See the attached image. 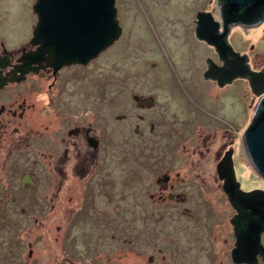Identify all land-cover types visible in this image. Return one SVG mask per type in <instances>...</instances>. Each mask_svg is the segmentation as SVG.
<instances>
[{
  "label": "rangeland",
  "instance_id": "rangeland-1",
  "mask_svg": "<svg viewBox=\"0 0 264 264\" xmlns=\"http://www.w3.org/2000/svg\"><path fill=\"white\" fill-rule=\"evenodd\" d=\"M209 1L117 0L118 16L125 28L121 44L89 65L83 83L73 82L70 86L71 91H85L88 113L93 111L90 108H97V121L104 124V152H113L117 160L112 177L118 186L114 189V201L119 199L118 207L114 211L111 207H106L105 212L111 213L115 219L118 218L119 224L114 223L115 227L111 231L105 226L100 233L104 240L111 234H118L114 243L119 244V247L113 257L104 254L102 264H235L232 258L218 254V249L223 245L222 240L229 234L227 224L234 212L222 194L216 190L202 193V190H199L202 188L199 177L190 179L187 184L182 183L186 200L181 202L160 200L157 188L160 175L168 170H172L174 175L178 170L185 172L193 156L196 157L198 151L195 150L206 151L211 146H206L200 141V134H203L204 139L207 132H210L208 135L213 138H221L223 131L236 141L233 145L237 150L235 164L238 179L245 188L264 190V179L253 167L244 142L243 135L251 124L257 107L247 96L242 83L232 86L229 92L236 98L237 104L235 110H232V107L229 111L231 127L224 126L219 130L216 122L212 125L208 123L206 130L196 126L195 129V122L191 123L192 114L190 117L180 113L181 109H177L178 105H184V100L187 99L189 111L193 112L190 108H194L199 117L210 119L216 116L213 118H219V121L223 118L217 112L201 106L200 102L204 104V94L199 88L204 89L206 84H198L200 87L196 93L187 87L186 80L182 81L185 78L183 72L194 77L198 70L203 69L202 58L209 53L208 47L190 33L195 26L196 9L209 8L214 12L220 11L215 0L212 3ZM35 2L36 0H0V38L10 49L25 45L28 40L30 27L37 19L33 10ZM197 20L199 21L198 15ZM232 42L236 50L250 53L254 60L264 58V27L249 28L247 31L238 29L232 36ZM126 47H129V50L126 51ZM190 48L195 49V54ZM160 49L164 51L165 56L173 59L177 69L174 65L171 67L169 61L166 64L158 57ZM162 74L169 75L167 82L165 79L161 82L163 79L159 77ZM142 75L148 76L146 85H149V92L159 95L160 101L168 102L167 128L159 125L153 135L150 124L133 122L131 117L138 114L146 115V118L154 116L156 122H165V118L157 114L162 112V109L157 112L154 109L143 111L133 108L135 102L132 83H140ZM238 92L239 100L232 94ZM180 98L183 99L181 104ZM231 106L235 104L232 102ZM117 112L121 117L126 116V119H123L125 121L114 123V115ZM177 112L178 117H175ZM138 124L144 133L141 136L135 133ZM215 126L216 129H213ZM211 148L210 161L212 154L218 149L216 140ZM209 179L212 183L213 177ZM213 187H216V180ZM133 215L135 248L130 247L124 240L130 236ZM93 226L84 225L88 228V234ZM28 227L32 229L33 226L28 223H13L0 227V264H24L23 260L28 259L27 240H24L29 237ZM81 227L83 226L78 229ZM38 229L42 230V226H38ZM37 236L39 235L36 233L29 240L38 241V263L51 264L54 258H51L53 252L49 256L46 231L40 234L39 239ZM56 236L58 237L57 234ZM62 237L56 245V254H60V246H64ZM103 245V249L106 246L110 248L107 241H104ZM61 257L62 253L59 259H62ZM229 259L231 263L227 262Z\"/></svg>",
  "mask_w": 264,
  "mask_h": 264
},
{
  "label": "flooded vegetation",
  "instance_id": "flooded-vegetation-1",
  "mask_svg": "<svg viewBox=\"0 0 264 264\" xmlns=\"http://www.w3.org/2000/svg\"><path fill=\"white\" fill-rule=\"evenodd\" d=\"M212 1L214 0L209 2L212 3ZM215 1L220 11L214 12L209 8L196 9L195 26L190 31L191 36L195 35L196 39L208 47L209 53L202 58L203 69L198 70L193 77L186 75L179 63L181 66L179 67L185 76L182 81H187V87L191 88V91L198 93L199 85L201 83L206 84L204 89L199 88V91L204 94L205 105L199 100L201 106L207 107L223 117L220 118V121L219 118L217 120L213 118L216 117L213 115L210 119L203 116L199 117L194 108H190L193 109V112L189 111L187 99L184 100V105H178L177 109H181L180 113H185L184 115L190 117L192 114L193 121L191 123L195 122L194 128L196 126V128L204 130H206L205 127L208 123L212 125L216 122H218L219 130L224 126L231 127L232 121L229 111L232 107V110L237 107L236 98L229 93L232 86L242 83L247 91V96L252 99L255 107L264 96V94L258 96L255 91L256 88L258 90L264 89V81L258 80L260 76L257 77V87H253L251 75H238L231 79L225 73L232 68L233 63L239 62L241 56H247L246 64H248L249 70L256 73V76L260 73L264 75V58L259 59V61L254 60L250 53L236 50L232 42V36L236 30L247 31L254 27H247L241 23L229 27L228 40L233 47V55L226 54L224 56L217 46L199 38L197 15L201 11L211 12L215 16V20L221 24L219 31H224L223 7L225 0ZM37 23L38 17L30 27V34L28 32L29 36L25 45L16 49H10L6 42L0 38V54L8 55L10 59L3 72L6 76L14 75V80L0 88V227L3 228L13 223L21 225L28 223L33 226L32 229L28 227L30 229L27 233L29 237L24 238L27 240L28 247V259L23 260L24 264H39L40 255L36 247L38 241L36 239L34 241L29 240V238L36 233L40 236L44 231L48 235L49 256L53 252L51 258L54 259L51 264H102L104 254L113 257L117 254L119 247V244L114 243L118 234H111L104 240L100 233L103 232L105 226H107L108 231H111L115 227L114 223L119 224L118 218L115 219L111 213L105 212L106 207H111L113 211L118 207L119 199L114 201V194L116 193L114 189L118 186L115 185L116 182L112 177L113 168L116 169L117 167V160L113 152H104L102 134V125L104 124L97 121L99 120L97 108H90L93 111L88 113L89 107L86 104L85 91L79 89L71 91L70 86L73 82L76 84L77 82L83 83L89 65L103 58L105 53H109L121 44L120 41L124 38L125 28L121 25V36L88 64L61 65L56 61L43 60L39 54L32 58L29 72L25 75L20 72L15 74L17 66L24 63L22 57L28 53L37 52L40 47V44H31ZM261 26L264 27V23L255 27ZM125 50H129V47H126ZM190 51L195 54V49L190 48ZM164 54V51L160 49L158 57H161L166 64L169 61L171 67L174 65L177 69L173 59ZM168 77L169 75L162 74L159 78H162L163 81L161 82H164V79L166 81ZM142 78L140 83H132V96L135 102L133 108L143 111L154 109L157 112L162 109L163 111L157 114L165 118V122H156L154 116L146 118V115L138 114L131 117L133 122L139 121L147 125L150 124L151 135H153L158 130L159 125L167 128L168 102L160 101L159 95L155 93L151 94L149 85H146L149 81L148 76L142 75ZM232 94L239 100L240 92ZM181 102L183 103V99L180 98L179 103L181 104ZM232 102L235 106H231ZM175 117H178V112ZM123 119H126V116L121 117L117 112L113 121L120 123L125 121ZM137 127L135 129L136 135H143L140 124ZM213 129H216V126ZM208 131L210 130L208 129ZM209 133H205L207 136L205 139L203 134H200V141L206 146H212L216 140L218 149L212 154V161L209 157L212 150L211 146L206 151L196 149L195 152L198 151L196 157L193 156V160L191 159L192 161L185 172L178 170L174 175L172 170H168L158 177L157 188H159L160 200L181 202L186 200L184 196L186 192L181 187L182 183L187 184L190 179L199 177V183L202 187L199 190H202V193H211L216 190L222 194L234 212L227 224L229 234L225 235L222 240L223 245L218 249V254L232 258L233 261V249L236 246L237 237L232 218L235 216L236 210L231 205L224 190V181L219 177L218 166L227 156V153L232 150H234L233 157L235 160L237 150L233 144L236 141L229 138V134L223 131L221 138H213L208 135ZM213 162L214 166L212 167ZM212 177L213 182L211 183L209 178ZM215 180L216 187H213ZM242 188L245 191L253 190L245 188L243 183ZM87 224L94 225L90 234H88V228L84 227ZM40 225L42 226L41 233L38 229ZM79 226L83 227L78 229ZM130 230V236L124 240L130 247L135 248L134 215L131 217ZM39 236L37 239L40 238ZM61 236H63L64 246H60L59 253H62V259H59L60 254L55 253V248L61 240ZM104 241L110 244V248L106 246L103 249ZM262 243L264 245V234L262 235ZM258 257V264L263 263L262 256L259 255ZM29 260L32 261L29 262ZM227 262L231 263V260L229 259Z\"/></svg>",
  "mask_w": 264,
  "mask_h": 264
},
{
  "label": "water",
  "instance_id": "water-1",
  "mask_svg": "<svg viewBox=\"0 0 264 264\" xmlns=\"http://www.w3.org/2000/svg\"><path fill=\"white\" fill-rule=\"evenodd\" d=\"M117 0H36L33 10L38 23L31 39V44H40L37 52L22 57L24 63L17 66L15 74L22 75L30 71L34 55H41L43 60L56 61L59 64L84 63L96 59L110 47L122 34V26L118 18ZM224 31L220 32V23L210 12L198 13V36L214 44L225 56L234 54L229 43L228 34L231 25L241 23L247 27H255L264 23V0H225L223 7ZM237 55V54H236ZM247 56H241L238 63L225 73L234 77L251 75L253 87L263 74L249 70ZM8 55L0 54V88L13 76H6L3 69L9 64ZM260 82V83H262ZM257 89V88H256ZM257 95L264 89H257ZM244 142L249 159L264 179V96L260 99L254 118L244 133ZM234 150L218 166L219 177L224 181V190L236 214L232 218L236 246L233 249V261L236 264H258L259 255L264 261V190L245 191L239 181Z\"/></svg>",
  "mask_w": 264,
  "mask_h": 264
},
{
  "label": "bare ground",
  "instance_id": "bare-ground-1",
  "mask_svg": "<svg viewBox=\"0 0 264 264\" xmlns=\"http://www.w3.org/2000/svg\"><path fill=\"white\" fill-rule=\"evenodd\" d=\"M214 16V15H213ZM214 19H215V17H214ZM223 24H224V22H223ZM264 94V93H263ZM236 210V209H235Z\"/></svg>",
  "mask_w": 264,
  "mask_h": 264
}]
</instances>
